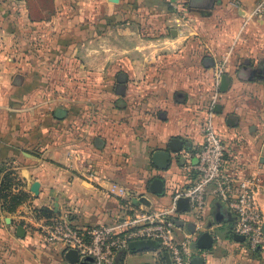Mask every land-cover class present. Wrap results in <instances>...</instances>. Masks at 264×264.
Returning <instances> with one entry per match:
<instances>
[{
  "label": "crops",
  "instance_id": "1",
  "mask_svg": "<svg viewBox=\"0 0 264 264\" xmlns=\"http://www.w3.org/2000/svg\"><path fill=\"white\" fill-rule=\"evenodd\" d=\"M139 1L135 18L120 22L119 16L130 14L125 0H49L48 7H39L35 0H0V46H11L10 32H17L18 42L16 62L0 51V170L1 176L8 174L12 193L22 191L29 196L11 213L0 208V264H71L62 246L43 242L39 229L43 219L36 220L34 210L67 215L78 226L110 225L123 219L130 209L174 210L179 192L194 178L186 170L193 159L185 154L200 144L201 124L213 98L221 106V114H215L213 122L226 144L227 170L243 176L259 169L264 189V77L250 81L237 78L246 63L250 68L264 64V15L251 16L258 0H215L211 12L203 15L170 12L177 3L189 0ZM200 15L212 17L210 43L214 50L231 43L243 54L249 53L242 64L226 66L230 83L225 93L216 92L215 86L216 73L223 66L212 69L199 65L203 63L194 37L200 33ZM14 16L16 20L11 22ZM38 46L50 47L47 61L97 64L93 71L83 67L77 73L87 82V75H92L99 87L110 73L125 76L129 100L121 108L132 118L128 131L118 133L123 125L117 121L121 127H116L114 135L92 137L86 130L67 143L47 138L43 130H57L58 125H43L35 100L48 91L54 93L51 90L72 95L75 87L72 82L60 86L58 73L50 74V82H43L37 75L41 70L37 64L46 61L45 56L36 54ZM71 71L69 67L68 73ZM87 82L83 85L90 84ZM100 92L98 89L95 94ZM178 93L185 97L182 103L174 99ZM251 100L258 106L252 107ZM157 103L160 110L155 114L152 104ZM228 116L237 118L235 126L226 123ZM105 124L95 120L88 128L100 130ZM30 134H35L34 138ZM171 138L181 139L184 147L170 155L165 170L157 169L151 155L167 148ZM97 140L101 146L96 145ZM154 178L163 181L162 196L148 190ZM113 184L129 191L130 205L109 193ZM257 202L264 219V193ZM219 207L227 210L208 194L202 221L185 222L198 228L195 239L206 231L213 236L204 264H264V245L256 258L248 260L240 255L241 245L229 234L236 222L233 214L234 221L212 224L206 230ZM19 226L24 230L22 238L16 236ZM174 234L181 239L189 234L188 228L179 227ZM116 264L166 263L159 247L127 250Z\"/></svg>",
  "mask_w": 264,
  "mask_h": 264
},
{
  "label": "built area",
  "instance_id": "2",
  "mask_svg": "<svg viewBox=\"0 0 264 264\" xmlns=\"http://www.w3.org/2000/svg\"><path fill=\"white\" fill-rule=\"evenodd\" d=\"M262 15L264 0H258L251 16ZM221 74L222 68L216 73V92L219 91ZM216 99L213 98L207 105L206 117L201 124L200 144L194 152L185 154L193 159L186 170L193 173L194 178L177 198L189 200L188 212L179 213L175 208L171 211L130 209L123 219L110 225L95 226H78L67 215L54 216L43 220L39 226L43 242L60 245L65 253L74 250L79 260L90 256L94 264H116V256L127 251L131 243L153 241L159 244L162 255L168 254L171 264H191L192 258L204 257L206 251L192 247L195 238L191 234L177 239L174 231L179 227L175 220L183 223L189 219L202 221L207 196L211 194L236 218L231 230L232 237L243 236L244 242L237 243L251 253L256 252L264 245V219L257 202V197L264 193L261 171L255 169L240 176L227 170L226 144L216 132L213 122ZM109 193L131 204L132 196L127 189L113 184Z\"/></svg>",
  "mask_w": 264,
  "mask_h": 264
},
{
  "label": "rangeland",
  "instance_id": "3",
  "mask_svg": "<svg viewBox=\"0 0 264 264\" xmlns=\"http://www.w3.org/2000/svg\"><path fill=\"white\" fill-rule=\"evenodd\" d=\"M39 7H48L49 0H35ZM125 4L128 5L130 14H122L118 17V19L121 21L127 20L129 21V18L133 19L134 15H137L136 10L139 5V0H125ZM139 1V2H138ZM112 2V1H111ZM176 2V1H175ZM173 2V3H175ZM114 3V2H112ZM161 7H166L165 3H159ZM1 6V5H0ZM2 7V6H1ZM2 9V8H1ZM4 9V8H3ZM15 9V8H14ZM5 10V9H4ZM180 11V13H188L191 11H196L203 14H209L210 10H196V9H190L188 7L187 3H177V7L170 9V12H176ZM15 15H16V11ZM134 12V13H133ZM200 15V19L202 24L197 23L199 27V35L195 36V41L198 42L199 45V51L198 55L201 58V63H199L200 66L204 67L205 65H210L212 69H214L215 66L218 65L219 67H222V72L225 74L226 66H235L237 63L243 62L244 59L249 58V53L243 54L241 52V49L239 50L236 46H233V44H227L225 46H222L218 49H213L210 43L211 32L210 28H212L211 24L213 22H210L212 17L211 15L208 17H203ZM135 18V17H134ZM11 22H14L16 20V16L11 18ZM132 23L134 20H131ZM0 23H2V20H0ZM16 27V25H15ZM202 30V31H201ZM0 35H2V31L0 30ZM12 40L10 41L11 46L6 47L3 45V47L0 46V51L6 53L9 55L11 59H13L16 62L17 54H18V46H17V32H10ZM144 38L148 36H143ZM3 42L2 37H0V44ZM28 49V48H27ZM30 50V48H29ZM36 54L39 56H45L42 58H45L46 62H41L37 64L41 70L37 73V75L41 76L44 83L50 82V74L55 73V75L58 73V76H61L60 79H57L59 81V85L66 86L69 83H74V92L70 93H60L58 94L56 91L51 90L54 93H50L48 91L47 94L41 96L38 100H35V103L37 104V108L39 111V115L42 116V123L46 125L50 124H56L58 125L57 130H52V128L47 129L46 131L43 130V133L47 138H53L56 141L67 143L73 141V139H76L74 137L76 136H82L83 134H86V130L88 132L91 131L92 137H100L106 134L114 135V133H117L116 127H121L117 121H122V131L118 133H124L127 132L130 128V121L131 116L129 112H126L119 106H117L116 102L121 99L126 104L128 103V95H126V90L124 92V95L117 94V81H116V73H110L108 78H105L104 80L100 81V87L96 82V79L91 75H87L88 79H90L89 85H83L86 84L87 80L85 78H82L81 76H78L77 71H80L81 68L86 67L90 71L95 70V66L97 64H88L83 63L81 61H77L74 63H67L64 60H61L60 62L56 61H50L49 54L51 53L50 47H44V46H38L35 48ZM32 52V49H31ZM229 58H232L233 60H229ZM232 61V62H231ZM15 70H18L17 64L13 63ZM209 66V67H210ZM72 67V71L68 73V68ZM100 68V67H96ZM70 70V69H69ZM245 72L244 69H242V74ZM57 76V75H56ZM88 81V82H89ZM87 82V84H88ZM89 87V89H87ZM98 89L101 90L100 95L95 94L98 92ZM37 99V98H36ZM32 101V100H31ZM157 103V106L152 104L153 111H155V114H157V111L160 110V104ZM32 105V103L30 104ZM250 105L252 107H257L258 105L254 101H250ZM61 109L66 111V115L61 120H58L55 115V111ZM75 109L74 111H72ZM76 118V124L74 125V119ZM95 120H100L102 123H106L103 127V129H97L96 127L88 128L90 127ZM74 126V127H73ZM63 127V128H61ZM102 132V133H101ZM105 132V133H104ZM126 140V138H124ZM128 140V138H127ZM111 141H114L113 138H111ZM128 142V141H127ZM129 144L125 145V148H127ZM129 149H127L126 154L129 155ZM122 184V183H121ZM124 186V182H123ZM24 224V223H23ZM22 225V224H21ZM6 247V246H5ZM8 247V246H7ZM240 248V255L244 259H252L257 257V253H251L249 252L245 246H241Z\"/></svg>",
  "mask_w": 264,
  "mask_h": 264
},
{
  "label": "water",
  "instance_id": "4",
  "mask_svg": "<svg viewBox=\"0 0 264 264\" xmlns=\"http://www.w3.org/2000/svg\"><path fill=\"white\" fill-rule=\"evenodd\" d=\"M114 3H117L118 0H111ZM176 0H171V2H175ZM215 4V0H189L188 1V7L190 9H196V10H210L213 8ZM176 32H172V36H175ZM207 66V65H206ZM208 65L207 67H209ZM242 69L245 70V72L242 74ZM241 71L237 74V78L240 80H253L255 78H261L264 76H260L259 72L264 74V70L260 71L259 68H250L248 67L247 63L244 67H242ZM117 81L121 84L125 81V78L123 76H118ZM230 79L227 75L223 74L220 78V85H219V92L225 93L227 91V88L229 86ZM117 93L119 95L124 94V88L123 86L118 87ZM184 95L181 93H178L175 95V101L182 103L184 101ZM63 113V111H57V113ZM213 112L215 114H221V106L219 104H216ZM226 123L230 126H235L237 124V118L234 116H228L226 118ZM102 142L101 140L96 141L97 146H101ZM184 145L183 141L179 138H171L168 142L167 148L163 150H156L151 155V163L154 167L160 170H165L168 167L170 155L171 154H177L182 151ZM148 190L150 193L162 196L164 194V184L163 181L160 178H154L149 182ZM141 202H145V200H141ZM175 209L179 213L188 212L190 209L189 206V200L187 198H177L175 201ZM213 221L208 222L206 226V230H209L212 227V224H220L224 221H234L235 218L232 216V214L228 210L222 211L220 207L217 210H214L212 213ZM175 224L177 227H183L186 226L188 228V233L193 235L195 233V224L194 223H183L181 220H175ZM262 232L264 234V225L262 226ZM16 236L19 238H22L24 236V230L22 227H17L16 230ZM232 239L235 242L242 243L244 242V237L239 235H233ZM214 239L212 234H210L208 231L202 232L197 236L195 239V242L193 243L192 247L197 248L203 251H208L212 248ZM158 249L159 244L153 241H138L133 242L129 245L128 250H142V249ZM259 247L258 249H260ZM123 252H120L118 256L116 257V263L118 262L119 257L121 256ZM163 258L165 260L166 264H171L168 254L163 253ZM65 259L70 262L71 264H94V259L90 256L84 257L81 260L78 258V254L74 250H70L65 253ZM203 257L196 256L192 258L191 264H204Z\"/></svg>",
  "mask_w": 264,
  "mask_h": 264
},
{
  "label": "trees",
  "instance_id": "5",
  "mask_svg": "<svg viewBox=\"0 0 264 264\" xmlns=\"http://www.w3.org/2000/svg\"><path fill=\"white\" fill-rule=\"evenodd\" d=\"M120 75L121 74H118L116 76V81H117L118 76H120ZM121 76H123V75H121ZM123 77L125 78V76H123ZM126 82H127L126 78H125V81L121 84L117 81V86H116L117 89H118V87L123 86L124 92H125ZM177 103H179V102H177ZM116 104L120 108L124 106V103L121 99H119L116 102ZM74 110L75 109H73L72 111H74ZM57 111H63V113H60V112L57 113ZM55 115H56V118H58V120H60V119L62 120L64 118V116L66 115V111L58 109L55 111ZM160 117L164 118V116L162 114H160ZM74 120H76V118ZM43 125L47 126V127L50 126V125H46V124H43ZM61 128H63V127H61ZM30 136H31V138H34L35 134H33V135L30 134ZM1 173H2V170H0V203H1L0 208L3 211L11 213V212L15 211L19 205H21L22 203L27 201L29 196L27 193L22 192V191L17 192V193H12L11 192V180L9 179L8 174H4L3 176H1ZM33 213H34V217L36 220H40V219L47 220V219H50L54 216H57V215H54L51 211L44 210V209L34 210ZM229 234H230V236H232L231 231H229ZM254 253L258 254V250Z\"/></svg>",
  "mask_w": 264,
  "mask_h": 264
},
{
  "label": "flooded vegetation",
  "instance_id": "6",
  "mask_svg": "<svg viewBox=\"0 0 264 264\" xmlns=\"http://www.w3.org/2000/svg\"><path fill=\"white\" fill-rule=\"evenodd\" d=\"M257 68H259L260 71H261V70L263 71V70H264V64H263V63L258 64V65H257ZM259 75H260V76H264V74L261 73V72H259Z\"/></svg>",
  "mask_w": 264,
  "mask_h": 264
}]
</instances>
